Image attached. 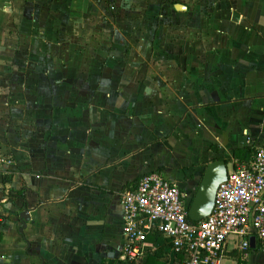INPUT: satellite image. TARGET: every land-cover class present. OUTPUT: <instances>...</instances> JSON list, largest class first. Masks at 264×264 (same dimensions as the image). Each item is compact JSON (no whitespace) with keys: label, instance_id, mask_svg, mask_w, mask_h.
Returning a JSON list of instances; mask_svg holds the SVG:
<instances>
[{"label":"crops","instance_id":"obj_1","mask_svg":"<svg viewBox=\"0 0 264 264\" xmlns=\"http://www.w3.org/2000/svg\"><path fill=\"white\" fill-rule=\"evenodd\" d=\"M261 145L264 0H0V264H178L125 258L121 191L160 170L188 205Z\"/></svg>","mask_w":264,"mask_h":264},{"label":"built area","instance_id":"obj_2","mask_svg":"<svg viewBox=\"0 0 264 264\" xmlns=\"http://www.w3.org/2000/svg\"><path fill=\"white\" fill-rule=\"evenodd\" d=\"M125 258H138L148 235L166 239L178 264H221L228 239L238 237L241 262L250 238L264 253V145L248 163L233 162L216 190L211 213L191 221L180 187L160 170L142 174L120 193Z\"/></svg>","mask_w":264,"mask_h":264},{"label":"water","instance_id":"obj_3","mask_svg":"<svg viewBox=\"0 0 264 264\" xmlns=\"http://www.w3.org/2000/svg\"><path fill=\"white\" fill-rule=\"evenodd\" d=\"M176 7L185 8L181 4ZM226 178L227 166L224 159H215L206 164L193 198L187 206L190 220L199 221L211 213L216 190ZM254 240V237L250 238L251 247H254Z\"/></svg>","mask_w":264,"mask_h":264},{"label":"trees","instance_id":"obj_4","mask_svg":"<svg viewBox=\"0 0 264 264\" xmlns=\"http://www.w3.org/2000/svg\"><path fill=\"white\" fill-rule=\"evenodd\" d=\"M188 206V205H187ZM188 208V207H187ZM190 220V219H189ZM192 221V220H191Z\"/></svg>","mask_w":264,"mask_h":264}]
</instances>
